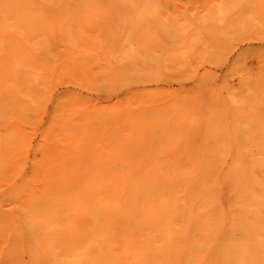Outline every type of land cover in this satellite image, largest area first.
Listing matches in <instances>:
<instances>
[{"label":"rangeland","instance_id":"rangeland-1","mask_svg":"<svg viewBox=\"0 0 264 264\" xmlns=\"http://www.w3.org/2000/svg\"><path fill=\"white\" fill-rule=\"evenodd\" d=\"M263 145L264 0H0V264H65L63 173L218 177Z\"/></svg>","mask_w":264,"mask_h":264},{"label":"bare ground","instance_id":"bare-ground-1","mask_svg":"<svg viewBox=\"0 0 264 264\" xmlns=\"http://www.w3.org/2000/svg\"><path fill=\"white\" fill-rule=\"evenodd\" d=\"M4 146L6 147L5 143ZM260 147L262 149V146ZM259 149H257L258 153ZM3 151L5 152V150ZM257 152L255 156H261V152L260 155H256ZM250 153H253V149ZM217 160L219 161V158ZM190 161L192 163V160ZM208 163L207 166L209 167ZM219 163L221 164V162ZM237 164L240 166L235 171L223 175L220 173L218 177L209 174L199 179L180 175L183 170L177 175L162 172L152 174L150 171V174L145 173L146 175L143 176L136 174L132 176L131 173L130 176L129 173L120 172L116 173L119 175L97 173L96 175L87 174L81 177V173L71 170L68 171L71 175L68 177L65 175V177L63 173L59 185L62 184L63 193L67 195L64 196L65 205L63 201L61 202L65 209L67 208L65 216L69 235L65 240L63 237L64 248L61 249L60 247V249L61 251L64 250L65 264H193L196 260H202L206 264H264V251L259 244L256 246L254 255H250L249 238L242 224L245 222L248 225L246 218H251V215L256 216V219L263 218L264 220V177L261 176V172L264 171V158H242L237 160ZM175 166L177 169L178 165ZM162 168L163 170L167 169L166 164L165 168L164 166ZM162 168L160 167V170ZM198 170L201 172V167ZM73 171L76 175H73ZM166 172L169 173L168 170ZM188 179H197V182L194 183V186L192 185L193 187H187L185 184H187L186 180ZM174 181H177V184L170 185ZM51 188L53 193L55 189L59 191H56L57 195L61 192L56 187L54 189L51 186ZM16 189L18 190L17 187ZM52 190L49 189L48 191L51 193ZM204 192L209 194L206 195L205 193L203 196ZM46 196H48L47 193ZM45 200L47 201V199ZM49 203H52L51 199L48 201ZM57 203L60 205L59 202ZM40 204H45L44 207H47L46 203ZM40 207L42 210L43 206ZM55 209L60 210L59 208ZM46 210H42L44 214ZM51 211L49 210L50 213ZM64 211L61 208L60 212ZM55 213L60 214L57 211ZM9 217H11L10 214ZM10 220L12 221V219ZM15 222H11L13 227ZM7 224H10L9 218ZM30 226L35 227L34 225ZM33 228L30 230L32 231ZM40 228L39 230L42 231ZM23 229L24 227H22V232ZM14 230L17 231L15 227ZM50 232L52 231L50 230ZM190 232L191 239L189 240ZM24 233L22 239H25ZM141 234L146 235L144 240H140L143 237ZM52 235L41 233L48 248L51 246V242L55 243ZM61 236H63L62 233L60 238ZM223 239L225 240L223 241ZM38 240L41 241V237ZM35 242L37 243V241ZM20 245L23 247V243ZM21 246L18 245L20 249H22ZM183 248L187 249L188 252L190 250V253L180 263L177 256ZM24 254L26 253L24 252ZM56 254L57 252L55 256ZM48 256V258L46 257L48 263L59 264L63 262L64 264L62 260L59 263L56 261L51 250ZM18 258L16 264H18ZM26 259L29 258L26 257ZM22 260L23 258H21ZM23 261L20 263L23 264ZM47 261H45L46 264ZM41 262L43 264V261Z\"/></svg>","mask_w":264,"mask_h":264}]
</instances>
